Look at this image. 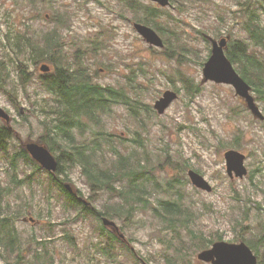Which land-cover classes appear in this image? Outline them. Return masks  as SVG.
<instances>
[{"label": "rangeland", "instance_id": "1", "mask_svg": "<svg viewBox=\"0 0 264 264\" xmlns=\"http://www.w3.org/2000/svg\"><path fill=\"white\" fill-rule=\"evenodd\" d=\"M142 2L159 7L150 0ZM171 2L174 7H159L162 17L158 22L176 35L175 40L171 33L164 37L177 51L166 54L168 44L165 47L150 46L136 31L128 19L138 15L121 0H45L40 4L31 0H0V59L9 63L15 56L10 50L12 42L7 40V35H12L14 29L23 31L28 23L31 32L40 33L49 30L54 23L58 24L54 19L55 8L67 12L68 25L60 31L64 32L65 52L69 57L73 59L77 48H81V55L84 52L87 55L85 62L91 73L103 84L127 83L131 71L137 72L136 83L141 82L147 87L143 101L155 110L151 116H146L145 111L141 113L140 117L145 118L142 121L145 128L142 129L141 122L133 118L124 105H114L112 113L105 118L106 131L124 137L129 150L134 147L132 140L138 131L145 145L139 149H146L154 163L157 164L161 157L164 160L167 151L177 157L183 154L191 162V168L206 177L212 191L194 186L188 169L175 167L174 161L171 164L162 161L156 170L161 180L178 177L183 182L184 200L193 211L189 225L196 234L204 238L222 234V239L229 242H234L231 240L237 236L250 238L261 227L260 224H264V119L253 116L231 85L202 82L203 63L211 48L204 35L216 39L230 35L231 40L244 38L252 42L244 28V20L254 9L264 26V6L254 3L247 12V7L244 10L246 5L237 0ZM256 49L264 58V47ZM41 63L34 65L29 62L33 79L25 87L20 84L19 93L15 80L7 85L14 90V95L0 89V104L10 113L9 124L17 130L18 141L24 143L37 141L44 131V108L48 106L50 95L40 85ZM46 64L53 65L50 62ZM180 73L200 83L201 92L195 98L190 99L185 93ZM10 77H16L13 70ZM169 77L174 78L180 87L179 97L160 114L154 104L165 90H174L175 85ZM252 94L264 114V101L257 99L255 91ZM91 135L86 133L88 141ZM238 136L240 138L236 142ZM230 148L246 155L248 173L242 178L231 179L227 174L224 153ZM6 163L0 152L2 187L10 181V168H6ZM20 167V178L31 173V165L26 161H22ZM70 173L72 187L82 190L86 200L93 197L92 202L97 209H102L104 203L115 202L109 194L92 192L79 167H73ZM30 184L35 187L37 182L34 180ZM51 187L54 190L49 192L50 197L42 195L37 186L33 192L28 183L13 186L9 192L1 194L3 212L13 216L24 251L15 262L16 258L11 256L12 260L8 259L3 252L4 246H0V264H32L36 251L43 247L42 256H48V264L50 258L54 264H167L176 250L179 252L175 254L177 262L174 264H212L198 260L197 254L204 247L199 245V239L190 237L189 228L179 227V236H176L172 230L162 229L163 224L152 215L151 209L146 211L142 208L123 229L120 228L124 225L123 219L113 218L124 238L114 228L107 227L120 240L115 247L117 256L115 253L114 257H109L93 244L98 238L97 218L89 215L81 219L74 210H66L58 186ZM235 190L239 191L240 199L235 197ZM154 192L153 202L164 197L161 191ZM245 210L249 213L244 221ZM63 229L74 236V244L64 238ZM39 240L42 245L38 244ZM240 241L243 240L236 242Z\"/></svg>", "mask_w": 264, "mask_h": 264}, {"label": "trees", "instance_id": "2", "mask_svg": "<svg viewBox=\"0 0 264 264\" xmlns=\"http://www.w3.org/2000/svg\"><path fill=\"white\" fill-rule=\"evenodd\" d=\"M31 1L40 4L45 0ZM237 1L246 5L244 10L247 7V12L254 3L264 6V0ZM121 2L127 5L135 15H138L133 19L149 24L159 32L164 39L165 46L168 44L166 54L173 52L172 42L164 37L167 33H171L170 35H174L175 40L176 35L174 31L158 22V19L161 20L162 17L161 8L146 4L142 0H121ZM54 12V19L58 24L54 23L49 30L40 33L31 32V27L27 23L25 30L14 29L12 35H7V40L12 42L10 50L15 56L9 63L0 59V89L5 90L9 95H14V90L7 86L10 81L15 80L18 93L21 90L20 84H23V87L30 84L33 78L32 72L28 68L29 62L34 65L41 62L53 64L51 65L52 70L42 72L39 76L40 85L44 87L45 93L50 97L47 98L48 106L45 107L46 109L44 108L46 112V118L42 121L44 131L35 142L44 144L55 155L58 161L56 177L31 157L25 144L18 141L17 130L11 124L0 119V152L4 161L7 162L6 168H10L8 170L10 171L8 172L10 176L8 185L2 187L0 181V199L1 194L9 192L10 188L20 184L28 183L33 192L37 189L36 186L39 187L41 194L45 197H50L49 192L54 190L51 186H58L61 195L63 194L66 210H74L75 215L81 216V219H86L89 215L97 217L99 221L96 228L98 238L93 241V244L109 257H114L116 243L120 240L114 232L107 230V227L101 222L100 216L106 215L112 219L122 218L124 225L120 228L123 229L134 220L133 217L140 208L146 211L151 209L152 215L163 224L164 228L162 229H170L176 236H179V227L189 228L190 237L199 239V245L204 248L216 240H222V234H218L217 237L204 238L190 228L193 211H191L190 204L184 200L181 186L183 182L180 178L161 180L156 175L157 166L162 161L165 164H171L174 161L175 167L190 169L192 165L188 158H184L183 154H178L179 157L173 156L167 151L164 155L165 159L159 158L156 164L150 159V154L146 149H139L145 145L139 138L141 134L138 131L132 140L134 147L130 150L124 137L106 131L105 118L112 113L114 105H124L129 114L141 122L142 129L145 128L142 124L145 118L140 117L141 113L145 111L146 116L155 113V110L143 101L147 87L141 82L136 83L137 72L131 71V74L127 76V83L118 81L114 84H103L96 80L85 62L87 57L78 56L81 53V48H77V52L72 55L73 59L65 52V36L64 32L60 30L68 25L69 16L67 12L61 11L58 7L54 9ZM222 21L225 20L222 19ZM244 21V28L252 42L243 40L244 38L234 39L229 45L227 54L238 72L252 86L253 91L257 94V99L264 101V58L259 55L256 49V47H264V26L261 24L259 14L254 9ZM205 40L208 42L206 37ZM11 70L16 74L15 78L10 77ZM141 73H144L142 68ZM179 76L185 93L190 99L195 98L201 92L200 83L184 73H180ZM169 78L175 85L174 90L179 92L180 87L175 84L176 80L172 77ZM87 132L92 134L89 141L86 137ZM114 138H117L118 144ZM239 138L238 136L236 142ZM22 161L31 165V173L20 178ZM73 167H79L92 192L102 191L109 194L115 198V202L104 203L102 209L92 206L90 202L93 197L85 202L82 190H75L71 185L70 169ZM41 176L43 179H40ZM34 180L37 182L35 187L30 184ZM66 184H70L72 191L66 187ZM153 191H161L164 197L153 202L151 200L154 195ZM235 193V197L240 199L239 191ZM4 209L0 200V246H4L3 252L7 258L9 257L8 259L12 260L11 256H14L15 262H17L20 259V252H23L24 249L15 226V220L12 215L4 214ZM248 213V210L243 212L244 221L247 220ZM237 223L241 224V221H237ZM260 225L261 227L253 232L252 237L237 236L231 241H246L257 254L258 264H264V224ZM69 232V230L63 229L64 238L70 244H74V236ZM38 244L42 245L41 240ZM44 249L45 247L42 248V250ZM261 249H263L262 252ZM42 250L36 251L35 264H48V256L44 258ZM178 252L179 250H176L175 254ZM175 254L168 259L167 264L177 262ZM41 257L44 259L40 260ZM181 257L182 255L179 259ZM49 264H54L51 258Z\"/></svg>", "mask_w": 264, "mask_h": 264}, {"label": "water", "instance_id": "3", "mask_svg": "<svg viewBox=\"0 0 264 264\" xmlns=\"http://www.w3.org/2000/svg\"><path fill=\"white\" fill-rule=\"evenodd\" d=\"M162 6L170 5V0H152ZM135 28L150 44L159 47L164 46L163 38L152 27L135 23ZM229 36L222 37L219 40L211 38V54L203 66V81H214L216 83H225L233 86L238 96L242 97L247 107L252 111L254 116L264 119V114L255 102L251 93V85L239 74L232 61L226 54ZM51 67L44 63L40 66L42 72H47ZM178 97L176 91L168 89L162 96L155 101L154 108L158 113H164L169 105ZM0 117L9 121V114L0 104ZM25 148L31 157L37 161L44 169L55 173L58 168V161L55 155L44 144L35 141H28ZM227 165V173L230 177H243L247 173L245 166L246 155L239 150L229 149L224 154ZM192 183L206 191L212 190L210 182L199 172L190 169L188 171ZM66 187L72 191L70 184ZM105 225H116L113 220L103 217ZM199 260L211 262L212 264H257L258 256L252 248L245 242H228L225 240L215 241L209 248L201 250L197 254Z\"/></svg>", "mask_w": 264, "mask_h": 264}, {"label": "flooded vegetation", "instance_id": "4", "mask_svg": "<svg viewBox=\"0 0 264 264\" xmlns=\"http://www.w3.org/2000/svg\"><path fill=\"white\" fill-rule=\"evenodd\" d=\"M156 4V3H155ZM172 7H174V6H172ZM128 20H130V23L133 25V27H134V25H135V23L136 22H139V23H143V24H146V23H144V22H140V21H137V20H134V19H128ZM149 25V24H148ZM151 26V25H150ZM75 52H77V51H75ZM82 55H83V57H82ZM82 55H81V53L80 54H78V56H80V57H82V58H84V56H86L87 57V55L85 54V53H82ZM51 67V70L53 69L52 68V66H50ZM24 143V142H23ZM54 174V173H53ZM56 175V173L54 174V177H56L55 176ZM65 183V182H64Z\"/></svg>", "mask_w": 264, "mask_h": 264}]
</instances>
